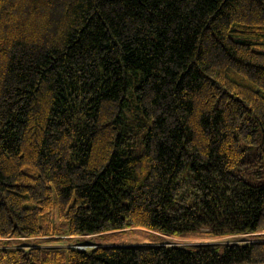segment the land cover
Listing matches in <instances>:
<instances>
[{
  "label": "trees",
  "instance_id": "1",
  "mask_svg": "<svg viewBox=\"0 0 264 264\" xmlns=\"http://www.w3.org/2000/svg\"><path fill=\"white\" fill-rule=\"evenodd\" d=\"M132 229L250 237L115 243ZM41 239L264 264V0H0V258L51 264Z\"/></svg>",
  "mask_w": 264,
  "mask_h": 264
},
{
  "label": "rangeland",
  "instance_id": "2",
  "mask_svg": "<svg viewBox=\"0 0 264 264\" xmlns=\"http://www.w3.org/2000/svg\"><path fill=\"white\" fill-rule=\"evenodd\" d=\"M51 226L54 228L52 229V232L55 233H63L66 232V226L64 223L60 222L56 215V205L53 208L52 211V221ZM45 232H49L48 230H45ZM117 239L121 240L124 239L127 244L132 243H149V242H159L164 241L168 244H181L184 246H191V245H212V244H218L222 242H230V241H243L246 240V238L250 236H227V237H214L210 236L206 233H194L190 235H183V236H169V235H163L157 232L151 233L150 231L142 230V229H132L127 231L126 233H121L118 235ZM155 236V237H154ZM100 241V239H98ZM97 240V242H98ZM39 244L43 246L42 253L43 256L47 259L46 263L51 264H67L66 261V248L64 246L69 245L73 241L69 239H60V240H45L41 239L38 241ZM92 242H96V240H92ZM17 243V242H16ZM124 243V244H125ZM126 244V245H127ZM3 243L0 242V246H2ZM47 247H62L57 249H51ZM0 250L1 247H0ZM0 264H15L10 257V255H4L2 258H0Z\"/></svg>",
  "mask_w": 264,
  "mask_h": 264
},
{
  "label": "crops",
  "instance_id": "3",
  "mask_svg": "<svg viewBox=\"0 0 264 264\" xmlns=\"http://www.w3.org/2000/svg\"><path fill=\"white\" fill-rule=\"evenodd\" d=\"M142 230H145V229H142ZM146 231H148V230H146ZM148 232H149V231H148ZM157 234H158V233H157ZM118 237H120V236H117V237H116L115 243H116V244H119V245H123L126 241H124V239L119 240V239H117ZM125 244H127V243H125ZM132 244H135V243H132ZM127 245H130V244H127Z\"/></svg>",
  "mask_w": 264,
  "mask_h": 264
}]
</instances>
